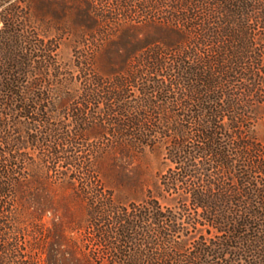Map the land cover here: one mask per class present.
<instances>
[{
	"label": "trees",
	"instance_id": "obj_1",
	"mask_svg": "<svg viewBox=\"0 0 264 264\" xmlns=\"http://www.w3.org/2000/svg\"><path fill=\"white\" fill-rule=\"evenodd\" d=\"M262 111L264 0H0V264H264Z\"/></svg>",
	"mask_w": 264,
	"mask_h": 264
},
{
	"label": "rangeland",
	"instance_id": "obj_2",
	"mask_svg": "<svg viewBox=\"0 0 264 264\" xmlns=\"http://www.w3.org/2000/svg\"><path fill=\"white\" fill-rule=\"evenodd\" d=\"M67 41V40H65ZM72 54V46L69 42H65L61 45V55L64 58H69ZM254 132L256 133L257 138L264 143V111H262L259 118L254 124ZM118 171L124 174L129 185L119 186L111 184L109 181L108 185H112L116 193L122 195V198L127 200L131 198L139 199L144 194L146 186H153V184L158 179L160 173L164 169L162 164V157L146 149L143 154L138 153L131 158H125L121 166L116 167ZM73 203L71 204V207ZM75 206V204H74ZM57 214L61 218H67V211L64 206V203L61 201L57 205ZM76 216H82V209L76 208ZM51 214L48 213L45 216V220L50 224Z\"/></svg>",
	"mask_w": 264,
	"mask_h": 264
}]
</instances>
